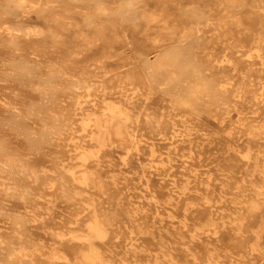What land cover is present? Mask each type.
<instances>
[{
  "label": "rangeland",
  "instance_id": "374dc122",
  "mask_svg": "<svg viewBox=\"0 0 264 264\" xmlns=\"http://www.w3.org/2000/svg\"><path fill=\"white\" fill-rule=\"evenodd\" d=\"M0 264H264V0H0Z\"/></svg>",
  "mask_w": 264,
  "mask_h": 264
},
{
  "label": "bare ground",
  "instance_id": "6f19581e",
  "mask_svg": "<svg viewBox=\"0 0 264 264\" xmlns=\"http://www.w3.org/2000/svg\"><path fill=\"white\" fill-rule=\"evenodd\" d=\"M99 130H100V136L103 135L104 132V128L102 126H99ZM91 229H93L96 233L103 235V228L101 223L99 222V220H95L92 225H91ZM92 247H91V251L87 253L88 257L90 258H95L96 256H98V250L97 248L93 245V243H91Z\"/></svg>",
  "mask_w": 264,
  "mask_h": 264
}]
</instances>
